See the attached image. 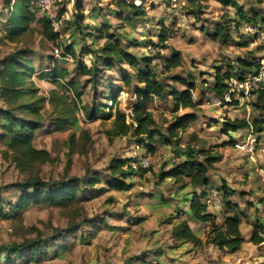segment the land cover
Returning a JSON list of instances; mask_svg holds the SVG:
<instances>
[{
    "label": "rangeland",
    "instance_id": "obj_1",
    "mask_svg": "<svg viewBox=\"0 0 264 264\" xmlns=\"http://www.w3.org/2000/svg\"><path fill=\"white\" fill-rule=\"evenodd\" d=\"M80 1L81 12L85 15L80 22L76 17L80 12L77 0H53L50 9L52 16L61 20L57 27L61 38L69 40L71 33L75 34L77 54L82 45L92 43L97 47L103 42L101 39L92 41L93 27L106 21L110 30L127 44V49L137 55L159 52L169 57L172 49L178 50L181 58L178 67L162 73L160 59H153L152 63L157 64V72L164 81L177 88H181V84L168 76H190L195 82L193 90L197 100L201 99V102L212 96L211 87L218 69L224 71L231 64L235 71L238 57L251 59L259 55L258 48L248 46L249 34L244 28L257 23L264 30V1L257 5V0H236L237 8L224 5L220 0H209L206 8L194 17L185 14L184 0H135L142 2L145 11L143 19L136 22L109 14V10L115 9L114 0ZM242 12L248 17L243 18ZM8 15L9 11L0 0V62L19 50H29L26 57L31 60L33 72L25 79V84L30 89L36 88L37 93L27 99L33 102L35 97L44 98L41 102L43 119L32 144L37 149L47 150L50 156L45 162L19 167L11 160L5 143L0 142V210L3 213L0 214V264H264V242L254 244L250 241L255 222L259 220L264 225V156L252 160L234 150L228 141L230 133L225 134L221 129L222 121L227 117L263 119L264 109L254 105L257 97L251 99L249 109L219 110L210 105H198L194 110L197 119L179 133L182 144L173 149L156 139L153 143L155 151L151 153L153 163L132 175L133 186L126 191L110 189L106 182L111 176L112 159L130 156L136 160L147 153L143 147H136L130 135H108L114 109H111L110 117L105 106L104 112L91 118L88 116L92 106L104 103L109 94L104 85L105 76L112 77V86L116 89V85H121L120 75L101 71L96 78V87H93L89 75L80 73L71 56H55L53 48L59 44L45 37L38 23H30L27 30L13 38L7 37L3 24ZM254 15H257L256 19H253ZM162 20L171 28L164 48L149 43L157 42L156 34ZM217 22H224L227 27L229 35L225 36L224 42L211 39L199 30L202 26L211 31ZM75 23L80 26L75 27ZM242 41L246 44L242 45ZM53 65L66 67L70 72L59 79V84L42 77V73ZM122 67L127 68L124 63ZM70 79L81 92L76 109L73 93L63 84ZM116 93H119L117 106L130 114L135 96L125 89L121 92L117 89ZM107 104L109 106L110 101ZM6 106L0 99V107ZM147 106L159 129L164 130L171 120V99L153 97ZM68 109L75 112L74 123L55 127L50 120L63 116ZM185 111L191 110L179 109L177 113ZM261 127L257 133L264 141V124ZM187 144L204 147L216 156L209 165L210 184L205 189H218L219 205L212 206L215 208L207 206V210L215 214L216 221L221 222L225 202L238 205L244 212L240 222L243 241L234 252L207 243L205 235L210 224L191 215L185 198L193 191L199 193L202 187H191L186 177L176 182L170 178L161 180L158 176L162 169L170 167L169 162L178 160L175 155ZM93 176L98 181L90 183ZM38 179L54 186L76 180L82 191L78 199L65 206L30 203L14 209L24 189L12 185ZM7 185L10 187L4 188ZM222 185L232 190L226 201ZM182 220L199 238V244L183 242L173 236L174 228ZM39 239L45 241L40 247L46 255L35 253L31 257L23 244ZM15 247L19 252L14 250Z\"/></svg>",
    "mask_w": 264,
    "mask_h": 264
},
{
    "label": "trees",
    "instance_id": "obj_2",
    "mask_svg": "<svg viewBox=\"0 0 264 264\" xmlns=\"http://www.w3.org/2000/svg\"><path fill=\"white\" fill-rule=\"evenodd\" d=\"M34 1L2 0V4L9 11L8 18L3 24L7 37L13 38L15 35L27 30L30 27V23L36 22L41 26V32L45 37L53 43L59 44L56 47L61 49L60 56H71L79 67L80 73L89 75L88 80L93 87H96V78L101 71H115L120 75L121 85H116V89H113L112 77L105 76L104 85L106 84L108 87L109 94H107L104 103L92 106L88 114L89 118L104 112V106L108 108V117L112 116L111 109H114L112 128L107 131L108 135L112 137L130 135L137 145L143 147L149 153L155 151L153 143L156 139L168 146H172L173 149L182 144V137L179 133L186 130L190 122L197 119V114L194 110L201 103V99L193 100L190 95V91L195 87V82L190 76L170 75L168 77L180 83L182 88L169 85L161 77V73L157 72V64L152 63L154 58H159L162 62V71L160 72H168L170 69L180 65L181 58L178 50L172 49L169 57H165L159 52L148 55H137L128 50L127 44L122 42L119 35L110 30V24L102 20L98 25L93 27L94 34L92 35V41L101 39L103 42L97 47H93L92 43L82 45L79 48V54H77L75 34L71 33L69 40H63L60 31L52 25L50 18L45 14L39 13ZM184 1L185 14L197 17L206 8V3L209 0ZM263 1L257 0V3H262ZM81 2L77 0L80 11L76 15L78 22L85 18V15L81 12ZM220 2L227 6H237L239 8L236 0H220ZM113 3L115 9L109 10V14L116 15L120 19L125 18L131 20V22H136L139 19H143L145 15L142 2L137 3L135 0H114ZM240 14L243 18L248 17L244 12ZM256 17L257 15H254L253 19H256ZM77 23L74 24L75 27L80 26ZM159 23L160 28L156 34L157 42L149 43L152 46L164 48L167 47V38L171 33V28L164 23V20ZM223 24L224 22H217L211 31H206V28L202 26L200 29L211 39L224 42L225 36L229 34L227 27ZM253 25H257V23H253ZM87 35L90 36V34ZM127 41H132V39H128ZM241 44L244 45L246 42L242 41ZM28 51L19 50L0 62V99L8 106V108L7 106L0 107V142L5 143L6 151L9 152L11 160L19 167H28L36 163L45 162L49 160L50 156L47 150L37 149L32 144L34 133L43 119L41 102L44 98L35 97L33 98V102H28L27 98L29 96L33 97L37 93L36 88L30 89L25 84V79L29 78L33 72L31 60L26 57V52ZM257 58L258 56H254L251 59L238 57L236 60L238 68L235 71L231 64H228L230 67L224 71L218 69L211 87L212 94L221 95L225 86V80L232 74L241 76L242 73L257 67ZM123 63L126 64L127 68L122 67ZM69 73L66 67L53 65L48 71L42 73V77L59 84V79L67 77ZM63 84L67 91L73 93L72 101L74 109H76L81 96L76 82L70 79L63 82ZM117 89L120 92L125 89L126 92H131L135 96L130 114H127L117 106L118 100L116 97L119 94L116 93ZM153 97L158 99L169 97L171 99V120L168 121L164 130L159 129L152 112L148 109V102ZM109 101H112V103L108 106L107 103ZM254 105L257 109H264V91L258 94ZM179 109H191V111L178 114ZM74 113V110L68 109L63 116H57L50 121L55 124V127L65 124L70 125L75 121ZM30 115L34 116V118H28ZM127 117L129 121H127ZM263 124L264 118L246 120L245 118L227 117L222 121L221 129L223 133L227 134L246 129L249 125H252L257 133V131L262 129L261 125ZM258 135L261 136L259 133ZM228 141L231 145L233 139ZM175 156L178 157V160L169 162L170 167L162 169L158 174L159 178L161 180L170 178L178 182L183 180V177H186L191 187H202V191L199 193L193 191L185 198L189 202L192 217L210 224L205 235L207 243L219 249L230 250L231 252L236 251L243 241L240 222L244 212L238 205L225 202L226 209L223 211L221 222H217L215 215L207 210V205L203 202V198L208 192L205 189L210 184L207 172L209 165L216 160V156L209 154L208 149L204 147L196 148L189 144L185 145ZM134 159L129 156L111 160L109 165L111 176L106 182L108 188L126 191L133 186V182L130 179L139 169L134 170L129 164ZM97 181L98 178L93 176L89 182L94 183ZM54 185L39 179L13 184V188L24 189L23 195L14 209L22 208L30 203L65 206L78 199L79 193L82 191L80 184L76 180L64 181L59 183L58 186ZM9 187L10 185L4 186V188ZM221 189L224 201H226L232 190L225 185H222ZM1 213L2 211L0 210ZM261 233H264V225L261 221L257 220L254 224L250 241L254 244L264 242V236ZM173 236L183 242L200 243L199 238L194 234L185 220H182L174 228ZM44 242V240L39 239L30 244H23V247L31 252V257H34L35 253L46 255V252H43L40 247ZM14 250L19 252V248L15 247ZM6 253L9 255L7 248Z\"/></svg>",
    "mask_w": 264,
    "mask_h": 264
},
{
    "label": "built area",
    "instance_id": "obj_3",
    "mask_svg": "<svg viewBox=\"0 0 264 264\" xmlns=\"http://www.w3.org/2000/svg\"><path fill=\"white\" fill-rule=\"evenodd\" d=\"M52 2L53 0H35L34 4L39 13L47 15L52 25L56 28L58 24L61 23V20L52 16L53 14L50 12ZM244 29L249 34V38H247L248 46L250 48L259 49L257 67L242 73L241 76L232 74L225 80V86L221 95L212 94V96L205 98L202 103L214 105L223 109H249L251 106V99L257 97L260 92L264 91V30L257 25H248L245 26ZM53 50L55 56H60L61 49L54 47ZM159 66L162 70L161 61ZM190 95L193 100H197L196 92L193 89L190 91ZM246 120H249L248 116ZM231 145L236 150L246 154L252 160H255L256 157L264 156V141L262 137L255 132L252 125H249L246 129H242L237 135H234ZM136 147L139 148V145H136ZM151 159L152 154L147 152L138 159H134V161L129 164L134 170H137L140 167H150L153 163ZM152 167L155 168L154 166ZM262 180L264 181V172L262 173ZM218 196V191L215 188H210L204 196L203 202L210 207L217 206L220 203Z\"/></svg>",
    "mask_w": 264,
    "mask_h": 264
},
{
    "label": "crops",
    "instance_id": "obj_4",
    "mask_svg": "<svg viewBox=\"0 0 264 264\" xmlns=\"http://www.w3.org/2000/svg\"><path fill=\"white\" fill-rule=\"evenodd\" d=\"M259 4H261V3H257V5H259ZM202 33H205V32H203L201 29H199ZM109 71V70H108ZM113 72H115V71H113ZM117 73V72H116ZM118 74V73H117ZM214 78H215V76H214ZM176 82V81H175ZM178 83V82H177ZM108 88V87H107ZM181 88H182V86H181ZM107 92H108V90H107ZM117 100H118V98H116ZM110 103H112V101H110ZM201 105H210V104H205V103H200ZM199 104V105H200ZM210 106H213V107H215V108H218L219 110H221V109H223V108H219V107H217V106H214V105H210ZM183 110H187V109H183ZM189 110H191V109H189ZM131 112V111H130ZM185 112H188V111H185ZM242 131V129L241 130H237V131H235V132H230V135H229V140L230 139H234V135H237L238 133H240ZM231 147H232V145H230ZM233 148V147H232ZM234 149V148H233ZM235 150V149H234ZM244 154V153H243ZM170 165V164H169ZM212 207V206H211ZM212 208H215V207H212ZM215 215V214H214Z\"/></svg>",
    "mask_w": 264,
    "mask_h": 264
}]
</instances>
